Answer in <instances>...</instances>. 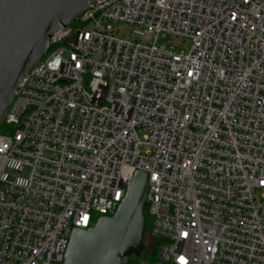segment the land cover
<instances>
[{"label":"built area","instance_id":"1","mask_svg":"<svg viewBox=\"0 0 264 264\" xmlns=\"http://www.w3.org/2000/svg\"><path fill=\"white\" fill-rule=\"evenodd\" d=\"M0 127V264H61L136 171L157 242L136 264H264V0L88 4Z\"/></svg>","mask_w":264,"mask_h":264},{"label":"water","instance_id":"2","mask_svg":"<svg viewBox=\"0 0 264 264\" xmlns=\"http://www.w3.org/2000/svg\"><path fill=\"white\" fill-rule=\"evenodd\" d=\"M97 0H0V117L25 74L44 55L47 40ZM147 174L136 171L111 216L72 229L61 264H123L144 248Z\"/></svg>","mask_w":264,"mask_h":264},{"label":"rangeland","instance_id":"3","mask_svg":"<svg viewBox=\"0 0 264 264\" xmlns=\"http://www.w3.org/2000/svg\"><path fill=\"white\" fill-rule=\"evenodd\" d=\"M78 24L79 22L76 20L71 22V26H76ZM112 28L113 29L119 28L120 32L122 33H126L127 30L129 29V27L123 23H113ZM158 44L163 45L165 49L171 51L172 53L185 54L189 51L191 47V40L180 36L166 35L158 39ZM4 131L5 129L0 127V132H4ZM139 137L142 138V134H139ZM151 242H152V238L149 232H146L143 238V244L145 245L146 250L149 249Z\"/></svg>","mask_w":264,"mask_h":264},{"label":"trees","instance_id":"4","mask_svg":"<svg viewBox=\"0 0 264 264\" xmlns=\"http://www.w3.org/2000/svg\"><path fill=\"white\" fill-rule=\"evenodd\" d=\"M143 216H144V227H145V232L143 234V238H144L145 233L149 232V226H150V219L148 217L146 206L143 209ZM156 245H157V242L152 239V242L148 250L145 249V245H144L143 250L138 256H135V255L128 256L126 262L123 264H136L139 259L152 260L156 254Z\"/></svg>","mask_w":264,"mask_h":264},{"label":"snow or ice","instance_id":"5","mask_svg":"<svg viewBox=\"0 0 264 264\" xmlns=\"http://www.w3.org/2000/svg\"><path fill=\"white\" fill-rule=\"evenodd\" d=\"M77 67H79V65H77ZM181 262H182V264H183V258H181Z\"/></svg>","mask_w":264,"mask_h":264}]
</instances>
